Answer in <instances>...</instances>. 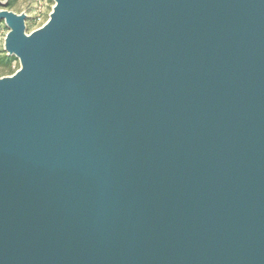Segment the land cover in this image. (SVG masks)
Listing matches in <instances>:
<instances>
[{"label":"water","instance_id":"1","mask_svg":"<svg viewBox=\"0 0 264 264\" xmlns=\"http://www.w3.org/2000/svg\"><path fill=\"white\" fill-rule=\"evenodd\" d=\"M0 12V264H264V0Z\"/></svg>","mask_w":264,"mask_h":264},{"label":"rangeland","instance_id":"2","mask_svg":"<svg viewBox=\"0 0 264 264\" xmlns=\"http://www.w3.org/2000/svg\"><path fill=\"white\" fill-rule=\"evenodd\" d=\"M54 0H0V12H11L17 16L25 17V34L29 36L33 31L42 27L47 22L49 14L54 7ZM9 28L4 20H0V52L4 51V42ZM12 73H8L0 64V79L9 77L20 69V63L16 61L11 63Z\"/></svg>","mask_w":264,"mask_h":264},{"label":"bare ground","instance_id":"3","mask_svg":"<svg viewBox=\"0 0 264 264\" xmlns=\"http://www.w3.org/2000/svg\"><path fill=\"white\" fill-rule=\"evenodd\" d=\"M55 2V5L54 7L52 8V11L51 13L49 14V18L47 20L46 23H44V25L40 28H38L37 30L33 31L29 36H27L26 34H23L22 36L26 39H30L32 38L36 33L46 29L52 22V19H53V16H54V13H55V10L59 4V2L57 0H54ZM23 71V66H20V69L18 71H16V73H14L13 75L9 76V77H4V78H1L0 81H5V80H12L14 79L18 74H20L21 72Z\"/></svg>","mask_w":264,"mask_h":264},{"label":"trees","instance_id":"4","mask_svg":"<svg viewBox=\"0 0 264 264\" xmlns=\"http://www.w3.org/2000/svg\"><path fill=\"white\" fill-rule=\"evenodd\" d=\"M16 61V58L13 56H7L4 51L0 52V64L5 68L8 69V73H12L13 70L11 69V63Z\"/></svg>","mask_w":264,"mask_h":264}]
</instances>
